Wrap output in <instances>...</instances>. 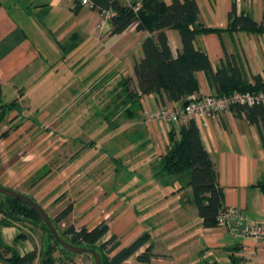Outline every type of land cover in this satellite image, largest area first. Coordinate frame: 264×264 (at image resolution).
<instances>
[{
	"label": "crops",
	"instance_id": "obj_1",
	"mask_svg": "<svg viewBox=\"0 0 264 264\" xmlns=\"http://www.w3.org/2000/svg\"><path fill=\"white\" fill-rule=\"evenodd\" d=\"M117 1L131 6L141 0ZM196 2L200 23L219 31L199 34L194 39V48L208 57L212 71H216L227 55L235 60L248 82L252 83L253 76L264 81V35L226 31L228 13L233 7L237 13H246L260 23L264 0ZM75 8L74 0H0L1 105L15 101L0 123V127L9 131L0 141L27 140L29 135L22 133L26 124H39V117L44 122L48 117L55 118V122L47 123L58 127L51 134L58 138L60 148L67 150V154L73 150L69 161L72 172L77 174L74 183L90 174V179L79 182L73 211L61 223L68 221L76 228L91 229L105 222L108 232L102 240L114 236L120 247L147 234L148 241L124 264H137L136 256L147 249L156 255L150 259L151 264H264L263 240L224 228L203 227L188 175L164 176L152 166L151 158L157 160L155 166H162V157L170 145L172 124L150 122L146 113L161 107L173 109L180 103L167 101L164 94L140 95L137 91L133 66L143 57L141 46L150 34L131 26L121 34L109 35V23L102 21L97 10L81 5ZM166 36L172 56L176 57L181 48L178 32L166 30ZM196 79L198 94H215L202 71L196 73ZM130 92L135 96H127ZM57 95L60 97L53 103ZM115 97L121 100L116 103ZM192 120L214 166L216 183L222 193L221 207L235 208L250 221L264 224V148L256 126L244 116L238 117L234 109ZM103 141H110L116 147L113 151L117 156L120 149L124 151L125 161L131 167L138 163V173H147L152 179L140 182L139 187L122 185V192H127L118 196L113 192V184L108 186L113 177L102 178L110 167L109 162L92 152L97 142ZM85 157L93 158L86 161ZM43 158H51V151ZM47 164L43 161L36 168V162L20 164L19 161L10 167L13 179L0 175V185L31 198L48 214L44 207L47 196H57V200L63 194L51 195L61 190V182L58 183L61 176L52 181L54 172ZM141 165L147 168L141 169ZM64 169L60 170L61 174ZM109 170L111 173V167ZM31 172L26 180L24 175ZM40 172L37 185L33 182L27 190L19 188ZM99 174L103 180L95 182L93 177ZM18 175L21 180L17 182ZM78 175L82 177L79 179ZM40 186L42 192L38 195H42L43 203L36 194ZM118 197L130 199L137 211L114 219L122 203ZM38 231L0 225V243L13 247L20 256L37 252L33 264H40L38 249L43 235ZM20 234L23 237L16 240Z\"/></svg>",
	"mask_w": 264,
	"mask_h": 264
},
{
	"label": "trees",
	"instance_id": "obj_2",
	"mask_svg": "<svg viewBox=\"0 0 264 264\" xmlns=\"http://www.w3.org/2000/svg\"><path fill=\"white\" fill-rule=\"evenodd\" d=\"M89 1L92 9L97 10L100 15L106 11L114 13V16L108 20L109 35L121 34L131 26H134L137 31L145 30L150 34L141 46L143 57L133 66L136 88L140 95L164 94L167 101L184 105L189 95L199 93L196 79V73L199 71L205 74L210 87L215 91V96L225 97L233 93H264V81L261 77L253 76L252 83L248 82L232 57L225 55L216 71L213 72L208 57L194 48V39L197 35L209 32L219 33L218 30L208 29L200 23L196 0H171L169 4L161 0H141L131 6H123L117 0ZM136 5H138L137 9H135ZM75 6L77 10L80 4L75 2ZM166 30L178 32L181 48L176 57H173L170 51ZM226 31L264 35V16L262 21L257 23L248 14L237 13L233 7L228 13ZM131 80V78L128 79V82ZM127 96L132 98L135 95L130 92ZM14 106L15 101L6 106L0 105V123L4 120L6 112ZM232 109L238 117L244 116L249 123L256 126L264 148V106L237 105ZM8 133L9 131L1 133L0 139L5 138ZM169 140L170 145L162 157L160 173L164 176L187 174L188 185L192 189L197 213L203 227H217L216 217L221 208L222 193L217 186L214 166L204 149L195 122L188 120L179 125L172 124ZM262 189L264 190V184ZM0 196L3 198L0 203V225L13 226L21 220L32 224L39 223L43 235L40 264H56L50 242L59 245L37 213L19 200L1 194ZM72 211L73 204H68L51 219L52 224L64 241L95 250L100 255L102 264L124 263L149 239V236L144 234L130 245L120 247V242L111 236L100 245V248L105 250V257H103L100 248H97L95 244L100 242L108 232L105 222L91 229L86 227L77 229L69 225L63 232H59V224ZM22 237L23 235L20 234L16 240ZM0 248L9 253L7 258L0 255V261L3 264H33L37 257L35 251L20 256L13 247L0 243ZM59 248L63 250L60 246ZM154 256L156 255L151 254L147 249L136 256L135 262L151 264L150 259Z\"/></svg>",
	"mask_w": 264,
	"mask_h": 264
},
{
	"label": "rangeland",
	"instance_id": "obj_3",
	"mask_svg": "<svg viewBox=\"0 0 264 264\" xmlns=\"http://www.w3.org/2000/svg\"><path fill=\"white\" fill-rule=\"evenodd\" d=\"M105 96V95H104ZM59 95L54 97V102H57L59 99ZM95 99V97H93ZM99 100H102L101 95L99 97ZM110 99V97H109ZM116 99L115 102H119L121 100L117 99L116 97L114 98ZM2 101H0V105ZM95 102V101H94ZM93 102V103H94ZM106 102V101H104ZM137 112H138V108H137ZM42 114V113H41ZM36 117V116H34ZM55 122V118H49L45 119L46 122H44L42 120V117H39V124H32L30 126H27L28 124H26L23 127V135L24 134H28L29 136H27L26 138H28L27 140H23L20 141L19 139L14 140L13 142L11 141H7V142H1L0 141V175L2 176H6L8 178H12L11 176L13 175V172H11L10 167L19 162L20 164L23 163H35L36 168H39L38 166L41 165L43 163V161L47 162L48 166L51 168V172H54V175H52V181L53 179H58L61 176V180H59L58 183L61 182L60 184V191H55L53 193H51V195H60L63 194L62 196H60L58 199H60L62 197L61 200H56V197H51L50 195L47 196L46 203H44V207L48 210V214L50 215V219H53L57 213H59L64 207H66L68 204H75L76 200V188L77 186H79V182H84L85 178L90 179V174H85L88 177L83 178L82 177L80 179V181L77 183H74V179L77 176V174L72 172V166H71V162L69 161V154H73V150L71 149V151L67 154L65 149H61L60 148V142L58 140V138L54 135L51 134V132H53V130L57 131V126L53 125H49L48 122ZM50 122V123H51ZM163 122V121H162ZM165 123V122H164ZM165 124H169L170 123H165ZM158 130L161 129L159 126H157ZM163 129V128H162ZM6 130V128L4 126L0 127V134L2 132H4ZM55 133V132H54ZM57 133V132H56ZM107 141H103V142H97V146L93 148L92 152L93 155L96 157H99L105 161V162H109V166L111 167V173L109 168L105 169V171L107 170V172L104 174V176H102V178H107L108 176L111 175V178L113 177L112 181L108 182V186L113 184L112 188H113V192H116L119 195L127 192L126 190H124L122 192V187L124 185H128L132 184L131 186L134 185H138L140 182H143L145 180H147L148 178L152 177L150 175H148L147 173L140 175L137 171V164L134 167H131L126 161H125V153L124 151H122L121 149L118 151L119 156L114 154L113 149H115V146H112L111 142L108 141V143H106ZM75 145V144H74ZM9 151H13V152H9ZM47 151H51V158H43L44 155L47 154ZM63 151V152H62ZM99 151V153H95ZM92 154V153H91ZM93 157H91L89 159V157H85L84 160L89 161L91 160ZM44 159V160H43ZM152 161H154V164H152L154 170L156 173H160V167L159 166H155L156 164V159L151 158ZM61 167V168H60ZM62 168L64 169V174L60 173V170ZM143 168H147V165H141V169ZM149 168H151V165H149ZM35 169V168H34ZM85 172V170H84ZM32 174V172L29 174L27 173L25 176V179L27 180V177H29ZM161 174V173H160ZM102 174H99L98 177H93V179H95L97 182V180L100 182L101 180H103L101 178ZM21 175H18V180H21ZM40 176H42V172H40V174L38 176H36L35 178H32L30 181H28L25 184H21V186L19 187L20 189H24L27 190L29 187V185L31 186V183L33 184V182H35L34 185H37L38 182L36 180H38V178H40ZM16 177V175H15ZM13 179V178H12ZM162 179V178H161ZM167 179V178H166ZM164 180V179H163ZM41 182V181H40ZM76 184V185H75ZM84 183L81 184V186ZM123 185V186H122ZM139 187V185H138ZM106 188V185L105 187ZM111 188V186H110ZM42 192V186H40V189L36 192L38 199L40 201L42 195H38ZM19 193V192H18ZM22 194V193H21ZM24 195V194H23ZM25 196V195H24ZM27 197V196H26ZM29 198V197H28ZM31 199V198H30ZM3 198L0 196V203H2ZM43 203V201H40ZM118 202H122L120 203V207H119V211L118 214L116 215V217L114 219L120 218V217H128L129 214H134L133 211L136 209L137 211V207L135 205H132V201L130 199H126L124 197H118ZM60 206L55 207L56 204H60ZM50 204V205H49ZM54 211H52V210ZM56 211V212H55ZM130 212V213H129ZM129 213V214H128ZM120 216V217H119ZM16 225L20 226V227H24L26 229H38L40 230V224L39 223H29L27 221H19L16 222ZM69 225H73L70 222H65L64 224L61 223L59 224V232H63L65 230V228ZM75 227V226H74ZM76 228V227H75ZM79 229V228H77ZM39 233H42V230L38 231ZM67 240H69V238H66ZM103 240H101L100 242H97L95 244V246L97 248H100V245L102 244ZM43 246V242L40 244V247L38 249L39 253L41 254V249ZM50 246L53 250V258H55L56 260V264H93V259L91 256L88 255H79V254H71L68 252H65L63 250H61L59 248V246L55 245V243L50 242ZM108 248V247H107ZM106 249V248H105ZM101 253L102 256L105 257V250L101 249ZM0 255H4L7 256L9 255V253H7L6 251H4L3 249L0 248ZM103 261V259H102ZM124 264V263H122ZM126 264V263H125ZM135 264V263H134Z\"/></svg>",
	"mask_w": 264,
	"mask_h": 264
},
{
	"label": "built area",
	"instance_id": "obj_4",
	"mask_svg": "<svg viewBox=\"0 0 264 264\" xmlns=\"http://www.w3.org/2000/svg\"><path fill=\"white\" fill-rule=\"evenodd\" d=\"M81 6L91 7L89 0H74ZM137 9L138 5L135 6ZM114 13L106 11L101 15L102 21H108ZM260 104L264 106V93H233L220 97L215 95L192 94L186 98L184 105L173 109L158 108L146 113L150 122L163 121L170 124H182L196 117L218 116L237 105L251 106ZM216 226L231 232L240 233L245 237L264 241V224L250 221L242 212L231 207H221L217 217Z\"/></svg>",
	"mask_w": 264,
	"mask_h": 264
},
{
	"label": "water",
	"instance_id": "obj_5",
	"mask_svg": "<svg viewBox=\"0 0 264 264\" xmlns=\"http://www.w3.org/2000/svg\"><path fill=\"white\" fill-rule=\"evenodd\" d=\"M0 100H1V86H0ZM0 194L5 196V197H8V198L19 200L23 204H25L28 207H30L31 209H33L37 213L39 218L42 220V222L44 223L45 227L50 232V234L53 237V239L56 241V243L64 251H66L68 253H71V254H79V255L86 254V255H89L93 259V264H102L101 257L95 250L88 249V248H85V247L75 246V245H72V244L64 241L60 237V235L58 234V232H57L56 228L54 227V225L52 224L49 215L34 200L24 196L21 193H18V192L14 191V190L8 189V188L3 187L1 185H0Z\"/></svg>",
	"mask_w": 264,
	"mask_h": 264
}]
</instances>
